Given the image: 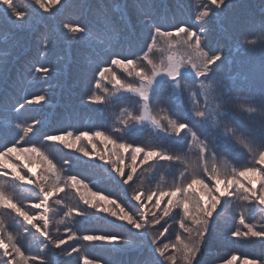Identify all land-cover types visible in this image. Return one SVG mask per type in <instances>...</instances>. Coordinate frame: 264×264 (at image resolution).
<instances>
[{"label": "snow or ice", "instance_id": "1", "mask_svg": "<svg viewBox=\"0 0 264 264\" xmlns=\"http://www.w3.org/2000/svg\"><path fill=\"white\" fill-rule=\"evenodd\" d=\"M72 2L31 0V7L21 9L15 0H0V20L24 31L46 19V14L70 8ZM163 7L162 0H122L119 18L101 16L93 26L63 24L72 41L99 57L92 80L85 82L83 102L98 106L101 114L127 105L122 110L126 119L111 126L105 122L95 130L41 132L38 126H43V120L33 118L28 123L19 117L35 111L33 106L50 103L48 91L18 99L0 94V118L4 121L0 124V209L15 217L22 234L38 241V251L26 253L19 233L13 235L0 220V264H71L60 257L73 254H77L78 264H112L109 259L88 255L80 245L63 247L73 240L98 242L116 255L138 251L142 258L130 264H210L217 219L229 215L233 206L239 210L233 218L241 227L231 230L232 239L264 243V0L258 20L245 17L247 22L238 29L234 45L238 52L260 58V87L246 94H238L232 87L224 71L232 61L224 47L211 40V25L219 23L233 7L232 0H195L190 21L169 25L161 23L158 10ZM127 33L141 37L137 50L120 43ZM50 38H40L41 56L47 54ZM52 72L50 66L40 65L31 75L33 80L47 81ZM12 129L15 135L9 139L3 133ZM147 129L154 137L153 144L132 138ZM125 137L127 142H123ZM55 143L98 160L100 163L87 165L92 169L102 170L107 165L106 171L115 174L111 179L117 189H123L127 203L118 195L110 198L91 191L78 174L60 175L47 152ZM193 147L195 163L188 158ZM72 163L65 159L61 169ZM145 166L178 168V180L166 190L133 189L128 197L133 182L139 179L138 170ZM50 177H55V183ZM7 184L31 186L27 189L33 194L31 203H19L8 195ZM66 190L75 191L77 205L64 204L60 194ZM52 203L66 209L58 221L50 215ZM246 210L258 213L260 221L253 224ZM97 212L121 222L117 227L126 225L127 235H77L74 229L80 221H69L74 216L90 219ZM54 223L55 233L60 232L59 225L64 226L63 235L54 234ZM171 234L174 239H168ZM216 259L220 264H237L241 257L230 254ZM243 264H264V257H244Z\"/></svg>", "mask_w": 264, "mask_h": 264}, {"label": "trees", "instance_id": "2", "mask_svg": "<svg viewBox=\"0 0 264 264\" xmlns=\"http://www.w3.org/2000/svg\"><path fill=\"white\" fill-rule=\"evenodd\" d=\"M25 2L26 1H24V3ZM162 3L165 5V7L158 10L159 15L162 17V24L169 25L180 20L190 21V18L195 15V0H162ZM201 3H207V0ZM232 3L233 7L224 13L221 21L219 23L213 22L211 25V40L214 45H222L225 49V55L228 56L232 61L230 64H226L224 68L225 73L231 78L232 87L237 91L238 94H246L250 90H258L260 87V58L258 55H244L243 53L238 52L234 45L236 39L239 37L238 29L244 26L247 22L245 17L255 18L258 20L261 0H232ZM121 4L122 0H73L72 6L70 8H66L60 12H57L54 18L50 15H46V19L42 20L38 24L33 25L32 28L26 29L24 31H18L6 21L0 20V94L7 93L14 99L21 98L24 95L30 96L35 94H43L44 90L41 89V86H44V80L32 79L31 73L33 68L35 66L46 65L50 66L54 70L59 69L54 71L55 75L52 77L53 79H56L57 82L53 90L55 93L52 95L50 94V96L53 97L51 104L45 106H33L36 110L24 112L19 117L21 121L31 123L33 118H38L44 121L43 126H38L40 127L41 132H56L64 129L70 131L87 129L95 130L99 129L103 124H105V122L111 126L113 123H116L121 119H126V115H122V110L127 105L113 107L108 112L101 114L97 111L98 106H90L82 101H79L74 91L69 88L68 83L70 80L68 79V76L71 74L69 73L71 72L69 70L72 69V64L69 63L71 61V57L67 56L70 50H76L78 52L79 48L81 47L80 44L72 45L65 44V42H63L65 49L63 51H59V57L62 58L55 59L53 58L56 55L55 51L58 47L55 46L54 49L51 48L52 45H50V50L48 52L49 55L44 57V60H42L43 56L40 55L41 48L39 46L40 38L47 33V26L50 32L49 36L52 34V40L49 42L53 41L54 39L57 41V39L61 37L62 34H60V30L57 26L60 24L58 23L60 17L65 16L66 18L68 15V19L72 20L73 22L93 26L97 23L101 16L119 18L120 11L118 10V6ZM180 5H183V7H180ZM49 24L55 26L51 27ZM139 41L140 36L133 33H127L125 36L120 38V43L123 46L127 47L128 45H131L133 50H137ZM161 46L166 47L163 43ZM113 47H117L116 42H113ZM87 52L89 53L90 51L87 50ZM90 53L92 55L88 56V58L97 60L98 62L99 57L92 52ZM155 55L159 57L160 53H155ZM90 64H93L92 60ZM63 70H65V72H62ZM116 72L118 75L123 76V73L120 72L119 69H116ZM107 87L111 88V85H107ZM26 113L31 115L32 119L25 117ZM0 124L3 123L0 122ZM3 134L11 139L15 135V129L5 131ZM132 138L136 139L138 142H143L146 145H151L154 143V137L151 134L150 129L136 132L133 134ZM128 139V137H125L123 142H127ZM96 142L99 144L100 141L97 140ZM160 146L166 149L170 148V146L166 144H161ZM53 147L54 150H56L58 153L60 152L65 157V159L71 156L73 157V159H71L73 161L72 165L64 169H60V166L63 162L58 163L54 161L55 163L59 164V167L57 166V168L63 176H66L68 173L78 174L79 176H83L84 181L89 183L91 187L96 188L99 194L109 196L110 198H115L117 195H122L125 198L123 189H117L116 185L111 179V175L115 174L112 173L109 175V172L106 171L108 168L107 165H105L104 169L102 170L92 169L87 165L92 163H100L98 160L92 162L86 160L88 159L86 157V159H81L82 156L80 157L75 155L71 149H65L61 145H56V143L53 145ZM188 158L192 163H195V147H193ZM78 159L80 161H89V163H83V165H80L82 163L79 162ZM229 163L231 164V162ZM137 175L139 179L133 182L132 189H129L127 193L128 197L131 196L133 189H143L145 192L155 191L157 189L166 190L175 182H177L179 177V169H169L168 167H163L156 170L145 166L144 168H140L138 170ZM6 187L8 189L7 194L13 197L19 203H26L30 199L26 198L28 201L23 198L20 199V196L26 197L27 195L33 199V194L27 190L29 188L28 186L13 187L11 184H7ZM77 200L79 202V199ZM125 203H127L126 200ZM233 209H235L234 206ZM236 210L239 211L238 209ZM228 212L229 215L226 217H232L231 209H229ZM245 215H247L246 211ZM0 216H3V222L6 227L13 226L11 229H20V226L16 223L14 216L7 215L3 209H0ZM223 216L225 215L222 214L220 217ZM12 218L14 219L12 220ZM77 219L80 221V223L82 221L83 227H88L87 224L93 226V224L97 222H104L107 224L105 226L107 228H110L112 224H114V226L117 225V223L111 218L101 217L100 215H96V219L90 218L84 222V218L77 217ZM233 220L235 221L234 218ZM251 222L256 224L254 221ZM69 223H72V220L69 221ZM126 227L127 226L125 225L123 228H117L120 232L125 231ZM216 227L217 226H215L214 231L216 230ZM234 227L239 228L236 223L234 224ZM18 233H16V235ZM114 233L118 232L115 230ZM85 234H88V232ZM124 234H127V232ZM27 237L33 238L31 236ZM241 240L244 239L233 240L232 238H226L225 236L220 238L215 237L213 238V249L214 251L217 250L218 254L223 249H226L228 252H230L229 255H237V253H239L237 252L238 250L232 249L233 247L235 248L239 245L243 248L241 251L247 250L252 252L254 256L259 257L260 249H264V243H261L259 240L254 239L251 241L249 239L246 240V242H248V245L252 246L251 248L248 247L245 249L246 246L241 242ZM37 242L38 241L36 240V247ZM79 242H81L83 245L82 250H87L86 246L89 242ZM216 242L217 245H215ZM35 246L34 244L31 245L30 250L32 252H34L33 249ZM108 247L109 246L98 248L97 253L94 254L96 257L109 259L112 264H130V262L142 258L140 257L139 252L135 250H132L127 254L116 255L109 252ZM94 249L95 246H92L89 250L93 251ZM254 249L256 251H254ZM74 260L75 262L73 263H78L76 254L74 256Z\"/></svg>", "mask_w": 264, "mask_h": 264}, {"label": "rangeland", "instance_id": "3", "mask_svg": "<svg viewBox=\"0 0 264 264\" xmlns=\"http://www.w3.org/2000/svg\"><path fill=\"white\" fill-rule=\"evenodd\" d=\"M24 1H26L25 3H24ZM24 1H22V0H15V3L17 4V6L18 7H20L21 9H25V8H29V7H31V0H24ZM203 1H205V0H201V2H203ZM234 1H236V0H234ZM28 4V5H27ZM47 15V14H46ZM50 16H52L53 18H54V16L55 15H50ZM68 15L66 16V18H65V16H62V17H60L59 18V22L58 23H60L59 25H57L58 26V28H59V30H60V34H62L61 35V37H59L58 39H57V41H56V39H54L53 41H51V42H49V45H52L51 46V48H54L55 46L56 47H58L57 49H56V51H55V53H56V55H55V57L53 58V59H55V58H62V57H59V51H63L64 49H65V46H64V44H63V42H65V44H72V45H78L76 42H74V41H72L69 37H68V35L65 33V31H64V29H63V24L64 23H76V22H73L72 20H69L68 19ZM49 26H55V25H51V24H49ZM46 31H47V33H46V35H49L50 34V32H49V30H48V26H47V29H46ZM137 31L139 32L140 30L139 29H137ZM52 36V34L50 35V37ZM141 38V37H140ZM50 40H52L51 38H50ZM15 42H17V41H15ZM14 42V43H15ZM55 49V48H54ZM59 49V50H58ZM49 50L50 49H48V51H47V54L45 55V56H43L42 57V60H44L45 58L44 57H46L47 55H49ZM58 50V51H57ZM53 52V51H52ZM85 55H87V56H85ZM90 55H92L90 52L88 53L87 52V50L84 48V47H80L79 48V50H78V52L76 51V50H70V52H69V54H68V56L67 57H71V61L69 62L70 64H72L71 65V67H72V69H70L69 71H71V72H69V73H71L69 76H68V79L70 80L69 81V83H68V86H69V88L72 90V91H74V93L76 94V96L78 97V100L79 101H82L83 102V97H84V95H85V91H84V86H85V82L86 81H91L92 80V72H93V70H94V67H95V64L97 63V60H93V59H89L88 58V56H90ZM52 60V59H51ZM91 60L93 61V64H90V62H91ZM63 62H65V61H63ZM66 64V63H65ZM64 69V68H63ZM56 70H59V69H56ZM56 70H54L53 69V72H52V74H51V78L49 79V80H47V81H44V86H41V89H43L44 91H43V93L45 92V91H48V93L49 94H54L55 92L53 91L54 90V86L56 85V82H57V80L56 79H53L52 77L55 75L54 74V71H56ZM62 72H65V70H63ZM52 79V80H51ZM37 80H42V79H37ZM52 86V87H49V86ZM109 88V90H111V88L110 87H108ZM52 99H53V97L51 96V101H50V103H47V104H41V105H43V106H45V105H49V104H51V102H52ZM25 117H27V118H30V119H32V116L31 115H29V114H27L26 113V115H25ZM0 122H2V123H4V121H3V119L2 118H0ZM83 143H85L86 144V142H83ZM97 143V142H96ZM56 145H58L59 146V144L58 143H56ZM97 145H98V148H100L101 150L103 149V145H101L100 144V142H99V144L97 143ZM79 146V145H78ZM89 148H90V145L88 146ZM70 150V149H69ZM72 150V152H74L75 153V155H78V156H82L79 152H77L75 149H71ZM47 152H48V154L51 156V157H53L54 158V161L55 162H63L64 160H65V157L59 152H57L56 150H54V147L52 148V149H48L47 150ZM71 153V152H70ZM86 159L85 157H81V159ZM67 159H73V157L71 156V157H69V158H67ZM86 160H89V161H92L93 162V160H90L89 158L88 159H86ZM78 161L79 162H81L82 163V161H85V160H79L78 159ZM89 161H87V163H89ZM58 163H56L57 164V166L59 167V164ZM80 165H83V163L82 164H80ZM60 169H61V166H60ZM38 173L41 171V169H35ZM57 172L60 174V175H62V173L61 172H59V170H58V168H57ZM63 176V175H62ZM83 177V176H82ZM50 179H51V182L52 183H55V177H50ZM85 183H87V182H85ZM88 185H89V183H87ZM26 187V186H25ZM28 187H31V186H28ZM89 189L91 190V191H94V192H97L98 194H99V192L96 190V188H94V187H91L90 185H89ZM81 191H87L86 189H81ZM100 195H102V194H100ZM60 196H61V198L63 199V201H64V204L65 205H67V206H74V205H77L79 202H78V200L77 199H79L78 198V196H77V194L75 193V191L74 190H69V191H65V193H61L60 194ZM26 199V198H30L29 199V201H28V199H26L28 202H26V203H24L25 205H27V204H29V203H31V201H32V198L31 197H29V196H27L26 195V197H22V196H20V199ZM119 198H120V200H122V201H125V198L122 196V195H119ZM24 202H25V200H24ZM101 203H103V202H101ZM163 206V205H162ZM248 207H250V206H247L246 207V209L248 208ZM66 209L64 208V206L63 205H60V206H58V205H56L55 203H52V209H51V212H50V215H52V216H54L55 217V219L58 221L59 219H61L62 218V216H61V213L63 212V211H65ZM90 211H94V210H90ZM231 212H232V217H233V215H238L239 214V211H237L236 209H233V208H231ZM246 213H247V217H249L250 218V221H254V222H256V223H258L259 221H260V216H259V214H256V213H253V212H249V211H247L246 210ZM96 215L98 216V215H100L101 217H105V218H111L112 220H114V218L113 217H111V216H109L107 213H95V215H93L91 218H95L96 219ZM232 217H226V216H223V217H219L218 219H217V223H216V225L215 226H217L216 227V230L213 232V238H220V237H229V238H232L231 237V235H230V232H231V230H232V228L234 227V224L236 223L237 224V226L240 228L241 226L238 224V222H237V219H235V221L233 220V218ZM14 218H12V220H13ZM0 220H3V216H0ZM78 219H77V217H73V219H72V223H75V221H77ZM81 220H83V219H81ZM87 221L88 219L87 218H84V220H83V222L84 221ZM79 221V220H78ZM115 221V220H114ZM117 224L119 223V221H115ZM235 222V223H234ZM88 225V227H83V223H82V221H81V223H79L78 225H76V228L74 229L76 232H77V235H81V234H85L86 232H88V233H96V234H99V233H103V232H114L115 230L118 232V233H122V234H124V233H126V231H120L119 232V230H118V228L116 227V226H114V224H112L111 226H110V228H107V227H105L107 224H105L104 222H100V223H94L93 224V226H90L89 224H87ZM78 226V227H77ZM13 226H11V227H6L7 229H8V231H10L13 235H16V233H18L19 232V235H18V240H19V242H20V244L22 245V247L25 249V251H26V253L27 252H31V253H36L37 251H38V249H37V247L35 246V239H33V238H29V237H26V234H22L21 232H20V229L18 230V229H11ZM57 227V225L54 223L53 224V231H54V234L55 235H63V232H64V226L63 225H59V227H60V232L59 233H55V228ZM80 227H81V229H80ZM83 227V228H82ZM124 235H127V234H124ZM168 239H174V234H171V235H169V237H168ZM251 241L252 240H254V239H250ZM80 240H76V241H69V244H66V245H64L63 247H65V248H67V247H69V245H71V244H77V245H80L81 247L83 246L82 244H81V242H79ZM79 242V243H78ZM241 242L246 246V248L245 249H247L248 247L249 248H251V246L252 245H248V242H246V240L244 239V240H241ZM38 243V242H37ZM32 244H34V249H33V251L34 252H32L31 250H30V247H31V245ZM215 245H217V242H216V244ZM89 248H88V247ZM86 246V248H87V250H86V253L88 254V255H90V256H94L96 253H97V249L98 248H104V247H106V246H100V244L97 242V243H94V244H92V243H88V245ZM92 246H95V249L93 250V251H90L89 249L92 247ZM213 248H214V242H213ZM212 248V251L209 253V255L212 257V259L210 260V264H220V261L218 260V259H216V257L217 256H221V257H223V256H228L229 255V253L230 252H228L226 249L224 250H222V251H220L219 252V254H218V251L216 250V251H214V249ZM243 248L241 247V246H236L235 248L233 247V249L232 250H238L237 252H239V253H237V255L238 256H240L241 257V260H239L238 262H237V264H243V258L244 257H248V258H252V257H256V256H254L253 255V253L252 252H250V251H247V250H245V251H241ZM85 250H84V252H85ZM58 253H59V250H56ZM254 251H256L255 249H254ZM236 252V251H235ZM251 254H250V253ZM95 253V254H94ZM256 253V252H255ZM103 254V253H102ZM74 256H75V254H73V256L72 257H64V256H61L60 257V259H62V260H70L71 261V264H78V263H73V262H75V260H74ZM76 257H77V254H76ZM95 257H96V255H95ZM259 257H264V249H260V254H259Z\"/></svg>", "mask_w": 264, "mask_h": 264}]
</instances>
